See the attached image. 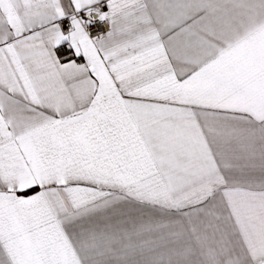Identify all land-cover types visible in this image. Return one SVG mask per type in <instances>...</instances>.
I'll return each instance as SVG.
<instances>
[{"label":"snow or ice","instance_id":"obj_1","mask_svg":"<svg viewBox=\"0 0 264 264\" xmlns=\"http://www.w3.org/2000/svg\"><path fill=\"white\" fill-rule=\"evenodd\" d=\"M0 264H264V0H0Z\"/></svg>","mask_w":264,"mask_h":264}]
</instances>
